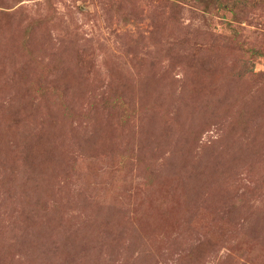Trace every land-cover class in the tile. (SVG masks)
<instances>
[{
    "label": "rangeland",
    "instance_id": "rangeland-1",
    "mask_svg": "<svg viewBox=\"0 0 264 264\" xmlns=\"http://www.w3.org/2000/svg\"><path fill=\"white\" fill-rule=\"evenodd\" d=\"M0 264H264V0H0Z\"/></svg>",
    "mask_w": 264,
    "mask_h": 264
}]
</instances>
